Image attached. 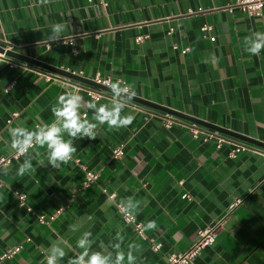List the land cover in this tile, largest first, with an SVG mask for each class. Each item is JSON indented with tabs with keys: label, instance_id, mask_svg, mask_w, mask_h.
I'll use <instances>...</instances> for the list:
<instances>
[{
	"label": "crops",
	"instance_id": "crops-1",
	"mask_svg": "<svg viewBox=\"0 0 264 264\" xmlns=\"http://www.w3.org/2000/svg\"><path fill=\"white\" fill-rule=\"evenodd\" d=\"M249 1L0 0V46L34 60L6 52L0 59V157L13 152L4 143L9 127L50 124L59 95L79 83L48 65L85 78L108 75L111 83L122 79L135 85L138 98L264 144V50L253 56L243 46L244 37L264 31V5L260 14H249L242 10ZM54 23L67 25V44L64 37L47 42ZM204 24L211 30L202 31ZM140 35L144 39L137 40ZM45 73L56 77L46 80ZM79 92L86 101L111 102ZM124 114L134 116L130 125L113 130L105 124L95 140L75 141L77 152L60 169L37 165L21 178L16 175L20 155L0 166L11 169L7 176L0 173V255L22 245L0 264H44L45 250L57 236L71 245L60 262L67 264L84 231L92 232L93 250L126 254L135 243L142 249L136 264H167L169 253L187 250L198 230L218 220L215 242L188 264H264V146L215 130L249 146L230 156L232 144L217 147L214 137H193L179 123L191 122L185 117L172 114L178 122L165 125L159 117L144 119L129 103ZM119 144L124 155L114 157ZM37 151L33 163L47 164L45 149ZM91 169L98 179L84 187L85 171ZM15 190L25 195V205ZM126 197L141 202L139 213L132 214L143 223L144 236L117 207ZM60 207L48 223L38 219ZM150 220L156 229H146ZM77 223L80 230L70 232L69 225ZM154 242L162 246L154 250ZM115 243L121 248L113 249Z\"/></svg>",
	"mask_w": 264,
	"mask_h": 264
},
{
	"label": "clouds",
	"instance_id": "clouds-1",
	"mask_svg": "<svg viewBox=\"0 0 264 264\" xmlns=\"http://www.w3.org/2000/svg\"><path fill=\"white\" fill-rule=\"evenodd\" d=\"M47 4L49 0H41ZM51 33L48 41H58L64 37L67 25L65 23H54L51 26ZM65 38V37H64ZM66 42V38L64 40ZM244 50L250 55L258 56L264 50V31H254L249 36L244 37ZM8 61L4 62L7 63ZM111 102L100 104L92 100H85L77 90H66L59 95L57 103L51 107V113L54 117L49 123L37 124L35 128L29 129L23 123L15 127L8 128V139L5 144L20 156H23V162L18 163L16 175L23 178L25 174L31 175L36 171V166H51L54 169H60L62 165L68 164L73 155L77 152L75 141L88 138L95 140L99 135V128L107 125L110 129L120 130L130 125L134 116L124 114L125 106L130 103L137 93L134 84H122L119 80L109 84ZM85 114H81V110ZM91 111V119L87 118V112ZM67 137V138H66ZM38 148L45 149L47 164L43 159L36 160L34 157L40 156ZM31 150V151H30ZM11 169L9 167H0V173L7 176ZM121 211L124 213H139L140 201L133 197H126L120 201ZM82 227L81 224H70L69 231L76 233ZM156 221L147 222L146 229H156ZM95 241L92 239L91 231H84L76 241L73 255L67 259V264H136L137 254L141 252V246L130 244L125 254L123 251L115 252L107 249L93 250ZM66 248L71 249V245L61 236L51 241L50 246L44 253V264H60L67 256ZM113 249H120L121 243L112 245Z\"/></svg>",
	"mask_w": 264,
	"mask_h": 264
},
{
	"label": "built area",
	"instance_id": "built-area-1",
	"mask_svg": "<svg viewBox=\"0 0 264 264\" xmlns=\"http://www.w3.org/2000/svg\"><path fill=\"white\" fill-rule=\"evenodd\" d=\"M89 1H92V0H89ZM263 5H264V2L261 0H252V1L246 2V4H244L242 6V10L246 11L249 14H260ZM211 28H212L211 25L204 24L201 27V30L205 32V31H210ZM172 30L173 29L171 28L169 30V32H172ZM142 39H144L143 35H140L137 37V40H142ZM210 39L214 41L215 36L210 35ZM11 47H12V45L9 48H11ZM188 50H189V47L186 46L182 49V52L185 53ZM0 59H6L4 52L3 53L0 52ZM11 64H14V62H11ZM44 77L46 80H51V79H54L56 76L54 74L45 73ZM90 79L96 83L103 84L106 86H109V84L112 81L111 76H108V75L102 76L99 73L95 74V76L90 78ZM119 81H121L123 84L125 83L124 81H122V79H119ZM73 89L77 90V91L84 90L85 92H87V94L93 100H100L103 97L111 98L110 92L95 88L93 86H90V85L82 83V82H79L77 84L76 83L72 84L71 90H73ZM129 104L134 109L138 110L139 112H142L144 114V116H143L144 119H149L152 117H159V118H162L164 120L165 125H169V124L173 123L174 121H176V119L174 118V116L172 114H168V113L163 114L161 112H156V111L150 110L146 106H143V105H140L137 103H129ZM84 114L85 113H82V115H84ZM176 122H178V121H176ZM179 123L182 126L186 127L190 131L192 136L195 138L201 136L202 140H204V141H207L208 139H211L213 137L216 138V140H217L216 146L217 147H221L223 145V143L232 144L233 147L230 148V151H229L230 156H235L237 153L249 148V146L244 141H237L231 137L223 136L222 134H219L215 130L208 128V127L201 126L195 122H188V121L182 120V121H179ZM113 155H114V157H121L124 155L123 144H119L113 149ZM18 156L19 155L15 152H12L8 156H1L0 157V166L9 163L12 159L17 158ZM98 176H99L98 172L92 171V169L86 170L84 180L82 182L83 186L84 187L91 186L92 184H94L96 182V180L98 179ZM15 194L18 197L19 203L22 205H25L26 204L25 195L18 192L17 190H15ZM183 196L188 197V194H184ZM113 197H114V195H110V198H113ZM117 207L121 211L122 206H121L120 202L117 203ZM26 208L29 211H33V208L30 205H27ZM61 210H62V207L58 208V210L55 213H53L52 215H50L49 217L46 216L45 214L41 213L38 215V219L41 222L48 223V221L52 220L56 216V214L59 213ZM121 212H122L125 220H127V222L128 221L134 222L138 232L142 236H144V233H143L144 227L142 225L143 223L137 222L134 214L124 213L123 211H121ZM221 224H222V222L220 220H218V221L214 222L212 224V226L198 230L197 238L195 239L193 244H191V246L187 250H185L184 252H179V253L173 252V253L168 254L167 264H188V263H192L194 256L198 252H200V250H202L206 246H209L215 242L217 235H218V232L220 230ZM161 246H162V242H154L152 244V247L154 250H158ZM21 248H22V245H16L12 248H9L2 255H0V260L4 259L5 257H11L14 253L18 252Z\"/></svg>",
	"mask_w": 264,
	"mask_h": 264
},
{
	"label": "water",
	"instance_id": "water-1",
	"mask_svg": "<svg viewBox=\"0 0 264 264\" xmlns=\"http://www.w3.org/2000/svg\"><path fill=\"white\" fill-rule=\"evenodd\" d=\"M0 51H1L2 53H3V52H6L5 54L10 55V56H13V57H16V58H18V59L21 58V60H26V61H29V62H30V61H34V60H31V58H29V57H25V56H22L21 54L19 55V54L16 53V52H13V51H10V50H5V49L2 48L1 46H0ZM41 65H42V64H41ZM43 65H44V66H47V64H46V65L43 64ZM47 67H48L49 69H51V70H53V71L59 73V74H62V75L67 76L68 78H72V79H75V80H77V81H79V82H82V83L88 84V85H90V86H93V87H95V88L102 89V90H105V91L110 92L108 86L103 85V84L96 83V82H94L93 80H91L90 78H85V77H83V76H80L79 74H76V73H74V72H72V71H69V70H66V69H64V68H59V67H57V66H49V65H48ZM131 100L138 101V102H140V103H143V104L148 105V106H152V107H154V108H156V109H159V110L163 109V110L166 111L167 113H171V114H174V115L179 116V117H185L187 120H189V121H191V122H195V123H197V124H199V125L206 126V127L211 128V129H213V130H218V131H220V132H222V133H223V132H224V133H227V134H229V135H231V136H234V137L240 138V139H242V140H246V141L253 142V143H257V144H260V145H263V146H264V144H263L262 142H258L257 140H255V139H251V138H249V137H246V136H244V135H242V134H240V133L232 132V131H230V130H227L226 128H223V127L217 126V125H215V124L209 123V122H207V121H204V120H201V119H198V118H194V117H191V116H186V114L184 115V114L181 113V112H178V111H176V110H171V109L165 108V107H163V106L157 105V104H155V103H153V102H150V101H148V100H144V99H142V98H138V97H136V96H135L134 98H132Z\"/></svg>",
	"mask_w": 264,
	"mask_h": 264
}]
</instances>
